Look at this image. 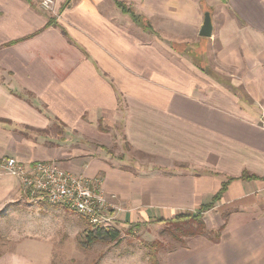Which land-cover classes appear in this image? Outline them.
Masks as SVG:
<instances>
[{
    "label": "crops",
    "instance_id": "1",
    "mask_svg": "<svg viewBox=\"0 0 264 264\" xmlns=\"http://www.w3.org/2000/svg\"><path fill=\"white\" fill-rule=\"evenodd\" d=\"M58 6L0 0V160L99 178L119 229L197 214L226 186L164 264H264V0ZM25 197L0 166V212Z\"/></svg>",
    "mask_w": 264,
    "mask_h": 264
},
{
    "label": "rangeland",
    "instance_id": "2",
    "mask_svg": "<svg viewBox=\"0 0 264 264\" xmlns=\"http://www.w3.org/2000/svg\"><path fill=\"white\" fill-rule=\"evenodd\" d=\"M20 204L0 212V264H154L149 252L156 254L157 264H164L166 254L181 245L175 239L178 227L168 223L157 229L146 224L116 227L121 232L118 240L92 243L90 225L80 214L33 197Z\"/></svg>",
    "mask_w": 264,
    "mask_h": 264
},
{
    "label": "built area",
    "instance_id": "3",
    "mask_svg": "<svg viewBox=\"0 0 264 264\" xmlns=\"http://www.w3.org/2000/svg\"><path fill=\"white\" fill-rule=\"evenodd\" d=\"M39 7L60 18L59 0H35ZM0 166L17 177L24 191L32 198L65 206L88 219L94 226H115V208L111 197L99 178L91 179L84 173L72 172L53 160L24 162L16 157H3Z\"/></svg>",
    "mask_w": 264,
    "mask_h": 264
},
{
    "label": "trees",
    "instance_id": "4",
    "mask_svg": "<svg viewBox=\"0 0 264 264\" xmlns=\"http://www.w3.org/2000/svg\"><path fill=\"white\" fill-rule=\"evenodd\" d=\"M119 6L125 12L129 13L134 21H136L138 23L142 22V18L140 16L136 15L134 12H132V10L130 8H127L126 6H124L122 4H119ZM242 177L243 178H254V176H250L246 173L243 174ZM225 187L226 186H224V188L220 191L219 194L215 195L213 202L202 206L199 213H197V214H193V213L181 214V215H178V216L172 218L171 220H165V222H167L168 224H173L176 226V228L178 227L180 235L175 234L176 235L175 239H177L178 242L182 243L184 237L194 236V235L203 234V233L208 232L206 224L202 218V213L213 207L214 201L221 197ZM82 217H84V216H82ZM84 218L88 221V219L86 217H84ZM88 224L90 225V230H89L90 234H88L89 242L93 243L94 241H97L99 239L116 241L120 238L121 232L118 228H116V226L107 227V228L106 227H99V226H94L89 221H88ZM188 224H191V226H189V228L184 227V225H188ZM149 256H150L151 261L154 264H157L156 254L153 252H149ZM95 264H98V262H96Z\"/></svg>",
    "mask_w": 264,
    "mask_h": 264
},
{
    "label": "water",
    "instance_id": "5",
    "mask_svg": "<svg viewBox=\"0 0 264 264\" xmlns=\"http://www.w3.org/2000/svg\"><path fill=\"white\" fill-rule=\"evenodd\" d=\"M213 31V25L211 15L209 12L205 14L204 24L201 28L200 35L203 37H211Z\"/></svg>",
    "mask_w": 264,
    "mask_h": 264
}]
</instances>
